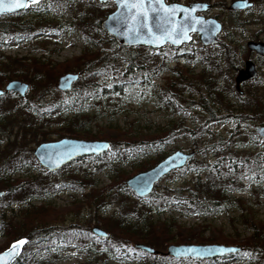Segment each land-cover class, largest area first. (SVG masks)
Masks as SVG:
<instances>
[{"label":"trees","instance_id":"16d2710c","mask_svg":"<svg viewBox=\"0 0 264 264\" xmlns=\"http://www.w3.org/2000/svg\"><path fill=\"white\" fill-rule=\"evenodd\" d=\"M110 10L105 3L97 0H39L37 6L29 5L26 9L0 16V44H9L14 39L32 40L40 35L75 30L84 43L90 41L95 47L86 45L82 53L69 60L65 65L66 68L61 70H56L49 65V61H43L39 57L24 58L29 59L28 62L21 58L11 59L9 63L0 60V86L5 81L22 77L30 82L31 88L39 87L40 92L32 99L34 109L41 116L46 114L50 118H58V122L62 125V130L57 132L58 135L63 132L77 138H93L89 136L90 131L86 127L90 120L89 108L92 106L100 108L104 102L112 106L111 100L115 94L132 97L142 89V84L156 88L160 98L174 105L183 115H186L189 104L197 97L198 104L205 114H202L201 123H195L196 120H193L192 126L174 125L170 129L153 134H137L118 126L105 128L96 137L110 142V147L106 151L108 156L106 157L104 153L87 156L88 159L101 160L102 165L97 171L108 166L114 169L112 165L116 156L125 161L129 157L138 156L136 150L164 145L178 131L187 133L194 139L202 138L211 132L210 123L227 120L228 116L223 113L217 115L219 112L213 109V104L223 105L226 108L224 100L230 89L225 92L226 87L223 82L228 81L225 74H232L237 69L239 53L246 51L245 44L234 41L231 33L219 34L217 42L210 46L195 45L191 41L180 47L168 44L159 48L120 45L110 34L101 29L99 24ZM229 13L233 17L237 12L229 11ZM232 20L234 26L238 25V18L234 17ZM104 44L108 45L107 49H104ZM5 57L7 56L1 54L0 59ZM196 63H200L203 68L197 76L190 79L185 75L194 70ZM21 66H26L27 69ZM64 70L78 73L77 81L69 90L60 91L53 88L48 92L50 88L47 81L50 82L53 76ZM167 70L171 76L166 78L164 83H153V77ZM186 77L188 81L185 80ZM194 79L199 81L194 85L198 88L193 87ZM251 83L252 87L246 91L245 96L239 95L234 85L231 87V92L241 100V105L243 104L256 119H259V123L264 124V95H258L259 89L264 87V79L256 76ZM200 87L205 88L207 93H203ZM192 91H198V94L193 95ZM8 94L13 93L5 92L0 99ZM46 96L49 97L45 99ZM181 101L185 104L181 105ZM24 102L26 101H23V104ZM30 126H33V123ZM3 128H6L5 125ZM254 137L257 142L264 143V139ZM222 141L219 138L209 146L208 152L213 153L215 157L212 161L194 160L192 157L185 165L178 168L185 170V173L196 169L205 170L203 179L197 178L194 185L186 190L181 188H174L169 192L153 190L143 197H138L125 184L127 178L124 176L119 182L111 181L108 186L100 189H94L96 183L90 181L91 179L84 180L77 174L69 175L65 181H54L44 174L40 177L26 178L16 182L17 184L4 180L3 185L7 194L17 195L15 199H18L22 205L19 219L6 220L1 216L0 226L8 235L22 237L26 241L19 258L13 264H44L46 263L43 261L44 258L56 256L57 248L71 244H85L89 240L104 242L119 257H148L151 259L150 264H185V262L211 264L218 260L228 263L241 257L248 259L252 264H264V221L254 220L253 217L247 218L245 222L251 231L249 236L234 241L223 239L224 242L240 246L242 249L222 257L205 260L190 257L176 259L168 255L147 253L128 244L129 240L135 243L144 242L160 250L157 238L169 239L170 236L166 235L171 227L164 221L153 222L154 212L161 214L173 208L182 215L211 214L219 208L241 206L240 203L245 198L236 193L254 183L259 184L258 190L253 191L256 197L264 195V149L258 150L252 156L242 157L225 150ZM0 153L7 161H13V154L5 153L1 146ZM205 154L203 153L204 156ZM156 157L158 158L150 163L141 164L138 171L147 169L162 158ZM77 160H85V158ZM17 163L19 161L15 164ZM44 172L48 173L45 170ZM86 186H88V192L85 193L87 205L100 207L109 196L118 203L115 213L102 215L101 219L105 227L116 236L109 233L105 238L96 237L82 224L73 223L64 226L52 224L50 218L38 217L39 210L46 205L33 204L32 200L36 197L42 196L46 199L48 194H54L64 188L85 190ZM129 195L136 198L132 204L127 201ZM133 220L145 222L147 226L132 223ZM163 228L164 232H161ZM195 241L222 242L218 236H209L205 240L199 236Z\"/></svg>","mask_w":264,"mask_h":264},{"label":"rangeland","instance_id":"374dc122","mask_svg":"<svg viewBox=\"0 0 264 264\" xmlns=\"http://www.w3.org/2000/svg\"><path fill=\"white\" fill-rule=\"evenodd\" d=\"M192 1H207L211 3V8L201 12V14L216 17L222 22V31L220 34L231 33L234 41L243 44L249 39L264 41V14L262 13L264 12V0H252L253 6L249 10L242 11L239 14L233 15V17L228 10V5L232 0H178V2L185 4ZM102 3H105L111 10L115 7L114 3L110 0ZM234 17L239 19V23L236 26H234V21L232 20ZM225 40L229 42L228 39ZM191 42L195 45L201 44L198 35H193ZM86 45L95 48L90 41L84 43L75 30H64L60 33L40 35L32 40L14 39L9 44H0V56L1 54L7 56L0 60L4 63H9L11 59L21 58L23 61L28 62L29 59L24 58L39 57L43 61H49V65L56 70H61L66 68L65 65L68 64L67 62L69 60L81 54ZM103 47L107 49L108 45L104 44ZM254 55L247 48L246 51H241L239 53L237 69L243 66L244 60L254 59ZM21 67L27 69L26 66ZM202 68L203 66L200 63H196L194 70L185 76L193 79ZM237 69L232 74H225L226 80H228L223 82L226 87L225 92H228L230 89V93L226 95L224 100L227 105L226 108L223 105L213 104V109L219 112L217 115L223 113L225 116H228V119L210 123L209 129L211 132L208 135L194 139L187 133L178 131L164 145L136 150L138 153L136 157H129L124 161L119 156H116L115 163L112 165L115 168L112 169L108 166L104 167L101 171H97V168L102 165L101 160L88 159L87 156L82 157L85 160H72L53 172H49L39 164L33 154V149L40 142L73 136L64 134L63 132L58 135L57 132L62 130V125L58 122V118H50L46 114L44 116L37 114L32 99L40 92V88L33 89L28 80L22 77L17 78L28 83L29 89L26 95L19 96L13 93L0 99V146L4 149L5 153L9 152L13 154V161H7L3 158V154L0 153V190L6 192L3 185L4 180L17 184L16 182L23 181L26 178L33 176L40 177L43 174L54 181H65L69 175L77 174L83 177L84 180L91 179L90 181L96 183L94 189H100L108 186L107 184L111 181L112 183L119 182L123 176L128 178L139 170L141 164L152 162L158 158L156 156L163 158L175 150H182L184 152L194 150V160H206L210 162L215 157L213 153L208 152L209 146L219 138L223 140L222 142L224 144H222V147L227 151H232L234 155L242 157L252 156L258 150L264 149V143L257 142L254 137L257 136L254 125L261 123H259V119H256L251 111L247 110L243 104L241 105V100L237 98V95L231 92V87L235 85L234 76L236 75ZM65 72L71 71L64 70L53 76V80H50V82L47 81L48 87L50 88L48 92H51L53 88L57 89V78ZM170 76L171 74L167 70L153 77L152 81L156 84H162ZM187 77L185 79L186 81H188ZM257 77L264 79V64L258 67ZM6 82L0 87H3ZM198 82L194 79V88H198L197 85L194 86ZM175 85L179 84L175 83ZM251 87V81L243 84L241 87L242 92H239V95L245 96L244 94ZM200 89L203 93H207L205 88L202 89L200 87ZM192 94H198V91H192ZM258 95H264V87L259 89ZM48 97L46 96L45 99ZM22 100L26 102L23 104ZM111 103L112 106L104 102L100 108L95 106L89 108L88 115L90 116V120L87 122L86 127L90 131L88 133L90 134L89 136L93 138L87 139H100L96 136L101 134L108 126H118L137 134L159 133L172 128L174 125L179 126L180 124L183 126H192L193 120H196L195 123H201L202 114H204L198 104L197 97L189 104L186 115H183L177 111L174 105L168 104L160 98L156 88L152 86L146 87L144 84H142V89L132 97L115 94ZM180 103L181 105L185 104L184 101ZM196 112L200 113L196 114ZM32 123L33 126H30ZM4 125L6 127L5 129L3 128ZM11 140H13L12 143H10ZM203 153H206L205 156ZM104 154L105 156L107 155L106 152ZM15 161H19V163L15 164ZM44 170L48 173L46 174ZM184 171L175 169L167 173L154 186V192H169L174 188L186 190L194 185L197 178L203 179L205 175V170L202 169H196L189 173H185ZM258 187V183L249 184L239 193H236V195L243 196L247 199L241 201V206L226 209L219 208L211 214L193 213L182 215L173 208L161 214L154 212L152 214L153 222L164 221L171 227L170 231L167 232L168 235H166L170 236L169 239L163 237L157 238V243H159L158 247H160L161 251H165L171 243L230 244L224 242L223 239L234 241L249 236L251 231L245 223L247 218L253 217L254 220L264 221V195L256 197L253 193L254 190H258ZM85 188V190L64 188L54 194H48L46 199L42 198V196L36 197L32 200L33 204L38 206L40 204L46 205L45 208L39 210L38 217L50 218L49 220L53 222L52 224L64 226L79 223L85 228L87 227L91 234H93L91 227L96 225L107 231L108 234H112L102 223L101 219L103 216L115 213L118 208V203L114 202L113 198L109 196L100 207L89 206L85 203V193L88 192V186ZM12 196L14 198H11ZM16 197L17 195L10 196L7 192L4 195L2 194L0 197V206L2 208L0 210V218L3 216L6 220L13 221L20 218L22 204L18 199H15ZM127 201L132 204L136 201V198L129 195ZM131 222L138 223L141 226L142 224L147 226L145 222L137 220ZM161 232H164V228ZM112 235L116 236V234ZM199 236L203 240L209 236H218L222 242L195 241V238ZM17 239L23 238L8 235L0 226V251L7 248ZM184 239L186 240L184 241ZM129 241L130 243L128 242V244L133 246L135 242L133 240ZM43 261L46 262L44 264H150L151 259L144 256L142 258H132L129 256L119 257L104 242L89 240L85 244H71L59 247L56 249L55 257L50 256L44 258ZM185 264L190 263L185 262ZM211 264H252V262L241 257L233 262L226 263L218 260Z\"/></svg>","mask_w":264,"mask_h":264},{"label":"water","instance_id":"95a60500","mask_svg":"<svg viewBox=\"0 0 264 264\" xmlns=\"http://www.w3.org/2000/svg\"><path fill=\"white\" fill-rule=\"evenodd\" d=\"M105 2L107 0H98ZM114 3L112 9L106 16L101 19L100 27L110 34L115 41L124 46H146L150 48H159L165 44L178 47L188 43L193 34H197L202 45L209 46L216 43L218 34L222 30V23L213 16H204L201 12L208 10L211 3L207 1H192L187 4L181 2H166L165 0H144L143 12H147L145 18L143 12L137 13L136 9L129 8L127 5L135 3L136 0H111ZM9 2V0H5ZM161 3L167 8L175 7L174 12H165L161 9ZM252 6L250 0H233L228 5L230 10H240ZM28 7V6H27ZM21 7L11 12L0 13V15L16 12L26 9ZM187 10V11H186ZM133 16L136 17L133 20ZM147 24V27L144 25ZM173 25L179 31L180 35L173 33L172 38H167L164 34L168 33ZM187 33L188 39L180 37ZM156 37H163L161 42H157ZM173 40H179L174 43ZM248 50L254 51L264 57V41L249 39L246 41ZM257 75V69L252 60H246L235 77L236 88L243 81L254 78ZM79 74L76 72H65L58 76L56 87L58 90H69L73 83L78 79ZM28 84L20 79L8 80L2 88L0 95L10 91L17 93L19 96H25ZM254 130L256 135L264 139V124H255ZM110 143L103 139H81L75 137H62L53 141L40 142L34 149L33 154L39 164L52 172L69 161L86 155H98L107 151ZM194 156V150L184 152L175 150L164 156L151 167L138 171L125 180V184L139 197L149 194L156 182L170 171L182 167L190 158ZM3 190H0V196ZM91 232L98 237H106L107 232L99 226H92ZM20 240V239H18ZM11 245V244H10ZM9 245V246H10ZM9 246L0 251L4 253ZM22 246L10 257L0 260V264H12L20 255ZM134 247L147 253H158L169 255L176 259L190 257L196 259H208L223 256L229 253H235L242 249L237 245L222 243H171L165 251H158L152 246L144 243H135Z\"/></svg>","mask_w":264,"mask_h":264},{"label":"snow or ice","instance_id":"6c2138e0","mask_svg":"<svg viewBox=\"0 0 264 264\" xmlns=\"http://www.w3.org/2000/svg\"><path fill=\"white\" fill-rule=\"evenodd\" d=\"M121 2H122V0H121ZM158 2H159V0H158ZM38 3H39V0H9V2H7V3L5 2V0H0V13L11 12L15 9H18L21 7H27L29 5L37 6ZM143 3H144V0H136L135 3H131L127 6L129 8L136 9L137 13H140V12H143ZM160 7L165 12H174L175 11V7L167 8L162 3L160 5ZM143 15L146 18L147 12H143ZM135 19H136V17L133 16V20H135ZM144 26L147 27V24H145ZM173 33H175L176 35H180V33L176 29L175 25H173V28L168 33H165L164 35L167 38L171 39ZM180 38L181 39H188L189 37L187 36V33L185 32ZM162 39H163V37H156L157 42H161ZM173 42L179 43V40H173ZM24 243H26V241L24 239L13 241L11 243V245L9 246L8 250H6L4 253H0V260H3L6 257L10 258L20 248V246L23 245ZM245 255H247V253H245Z\"/></svg>","mask_w":264,"mask_h":264},{"label":"flooded vegetation","instance_id":"af4514ba","mask_svg":"<svg viewBox=\"0 0 264 264\" xmlns=\"http://www.w3.org/2000/svg\"><path fill=\"white\" fill-rule=\"evenodd\" d=\"M233 1V0H232ZM231 1V2H232ZM250 1H252V0H250ZM230 4V3H229ZM252 6H253V1H252ZM251 6V7H252ZM251 7H248V8H245V9H240V10H230V9H228L229 11H233V12H237L236 14H239L240 12H242V11H246V10H249ZM255 40V39H254ZM263 41V40H262ZM231 43L232 42H234V41H230ZM245 47H246V43H245ZM247 48V47H246ZM248 49V48H247ZM250 52H252V53H254L255 55V57H254V59H252V61L254 62V64H255V67H256V69H257V75H258V67L259 66H261V64H264V57L263 56H261V55H259V54H256L254 51H252V50H249ZM246 60H248V59H246ZM246 60H244V62L246 61ZM249 60H251V59H249ZM243 65H244V63H243ZM243 67V66H242ZM242 67H239L238 69H237V71L240 69V68H242ZM237 71H236V73H237ZM235 73V74H236ZM235 77V76H234ZM252 79H249V80H246V81H243L242 83H240V85H239V87L238 88H236V85H234V87H235V89L237 90V91H239V92H242V89H241V87H242V85L243 84H245V83H247V82H249V81H251ZM234 84H235V81H234Z\"/></svg>","mask_w":264,"mask_h":264}]
</instances>
